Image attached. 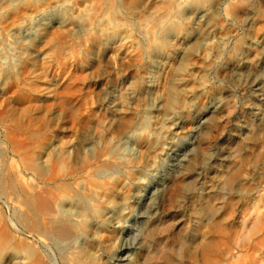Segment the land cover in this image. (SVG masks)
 <instances>
[{"label":"bare ground","instance_id":"obj_1","mask_svg":"<svg viewBox=\"0 0 264 264\" xmlns=\"http://www.w3.org/2000/svg\"><path fill=\"white\" fill-rule=\"evenodd\" d=\"M93 1L68 0L65 15L46 3L23 15L4 32L0 70L37 60L48 31L69 29L88 60L117 68L139 55L135 84L122 93L136 114L83 168L85 136L68 143L73 166L63 176L38 178L1 156L0 195L15 221L53 245L60 264L89 254L95 264H264V0H138L157 9L137 31L117 16L139 3L123 12L116 0L96 5L87 23ZM5 250L0 264H44L6 260Z\"/></svg>","mask_w":264,"mask_h":264},{"label":"rangeland","instance_id":"obj_2","mask_svg":"<svg viewBox=\"0 0 264 264\" xmlns=\"http://www.w3.org/2000/svg\"><path fill=\"white\" fill-rule=\"evenodd\" d=\"M116 1L122 12L126 7L139 3L138 0ZM42 3L58 5L62 15L70 11L68 0H20L16 5L10 4L9 0H0V44L4 32L20 25L23 17ZM93 3V7L86 11L87 23L95 20L104 4L109 6L113 1L94 0ZM162 3L160 7L166 4V0ZM139 6L132 16H117L133 22L136 31L144 23L146 15H150L147 17L150 19L157 9L149 8L145 3H139ZM256 27L251 26L248 32L254 33ZM72 34L69 29H52L37 45V51L42 53L41 59L27 61L22 56L16 69L6 73L0 70V157L12 158L22 170L31 171L36 177L46 180L69 172L73 166L72 155L65 157L62 151L80 134L85 136L87 144L76 165L83 168L101 153L110 132L127 127L136 114L134 108L128 111L124 107L122 93L128 84L131 87L135 84L136 72L132 67L138 63L139 55L117 68L96 56L88 60L82 38ZM98 37L96 34L93 39ZM127 68L132 70L127 72ZM51 144L56 147L51 151L52 155H40ZM43 196L51 199L47 190ZM5 199L0 195V245L5 246V259L22 255L20 257L27 262L60 264L57 249L50 243L45 248L38 244V238L15 221L10 203ZM81 261L83 264L97 262L91 254L83 256Z\"/></svg>","mask_w":264,"mask_h":264}]
</instances>
